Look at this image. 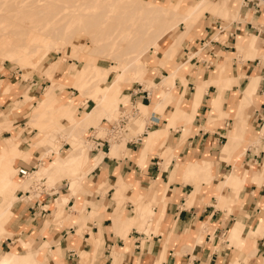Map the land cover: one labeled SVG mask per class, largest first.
I'll return each mask as SVG.
<instances>
[{
  "label": "crops",
  "instance_id": "crops-1",
  "mask_svg": "<svg viewBox=\"0 0 264 264\" xmlns=\"http://www.w3.org/2000/svg\"><path fill=\"white\" fill-rule=\"evenodd\" d=\"M203 2L171 1L173 8L194 12L190 21H200L199 27L189 30L168 68L161 57L153 71L147 66L159 84L184 65L168 106L159 100L156 111L155 91L121 83L118 103L127 96L136 113L143 104L142 133L126 129L122 108L125 130L112 139L117 120L91 118L96 101L66 86L71 76L58 82L60 64L57 80L23 81L0 66V184L14 181L7 176L10 166L32 173L27 180L18 176L21 189L11 183L0 190V225L13 235L0 237V249L20 240L30 251L41 239L37 250L44 253L34 259L41 264H264V3L229 5L237 19L224 23L220 0L197 10ZM184 25L168 40L184 34ZM44 61L43 68L55 66ZM42 80L50 82L44 92ZM50 103H57L56 127L68 132L83 123L90 149L78 171L67 160L82 154L79 142L67 138L71 146L62 141L58 156L47 154L52 133L44 136L49 130L39 119H46ZM98 124L107 132L103 137ZM49 154L53 160L45 162ZM46 173L54 180L47 188ZM33 176L40 188L24 190Z\"/></svg>",
  "mask_w": 264,
  "mask_h": 264
},
{
  "label": "rangeland",
  "instance_id": "rangeland-1",
  "mask_svg": "<svg viewBox=\"0 0 264 264\" xmlns=\"http://www.w3.org/2000/svg\"><path fill=\"white\" fill-rule=\"evenodd\" d=\"M14 1L15 0L10 2L9 0H5L4 1V6L3 7H1L2 5L0 6V16H3V18H5L8 15L5 19H3L2 23H0V29L3 28L1 30L4 33L6 31V28H4V25H6V27L8 26V28H9V29L7 28V31H11L12 30L11 32L17 34L16 38L13 37L14 41H16L15 39H17L16 45H15V49L13 51L14 55H11L12 53L3 55V53L0 52V66L5 64L8 68H11L13 71L19 72V74L22 75L21 77H22L23 81L33 80V78H36L37 80H40L42 77H47L50 80H52L50 75H48L46 72H44L45 71V67L43 68L40 65L42 63L41 61H44L43 59L46 58V61H44V62H48L50 65H57V66H58V64L61 65V73H59L61 78L58 80V82H61V81L65 80V79H68L71 76L72 80L66 86L73 87V89L76 90L77 92H79L81 96L87 97V98L89 97V98H92V99L95 96H97V94H98V96H102L103 95L102 92L104 93V86H102V85L98 86V85H93L92 83H89L85 87L80 89V88L77 87L76 84H77V80H78V78L80 76V71H81L82 67L84 66V64L86 62L92 63V64H96V65H99V66H102V67H110L112 65V62L108 58H103L102 55L98 53L97 48L101 45L99 40L102 37H103V40H104L105 36L107 37L109 35V33L113 32V30L115 28L114 23L116 24L115 19L117 18V16L119 15V13L121 11H119V13L118 12H112V11L109 10V8H108L109 6H105V5H104L105 7L104 6L103 7L99 6L97 4H94L92 2V0H71L72 3L70 2V0H67L68 3L66 2V0H64V2H66L64 4H63L62 0H38V1L37 0H29V4L28 3H24L23 5L20 4L18 6L14 5V3H12ZM32 1H33V3H30ZM55 1H59V2H55ZM143 1H148V2H150L152 4L160 6L162 8H169L170 10L175 9V8L172 7V4H171V1L175 2V0H169V1H167V0H143ZM196 1H199V0H190V2H196ZM203 1L205 2V4H208L206 7H204L203 10H207L209 7L213 6V2H216V1H219V0H203ZM230 1L232 2L233 0H229V2ZM236 1H238L239 4L242 3V0L241 1L240 0H236ZM7 2H8V4L10 2V6L7 4ZM49 3H51V4H49ZM133 3H134V1L131 0L127 4L133 6ZM5 4H7V5L5 6ZM57 4H60V5H57ZM125 4H126V2H123V3L114 2L113 7H117V8L118 7H127L126 6L127 4L126 5ZM65 5L67 6L66 8H65ZM82 5H83V7H82ZM229 5H230V3H229ZM231 5H232V3H231ZM29 6H31V7H29ZM37 6L41 7L40 11L36 10ZM59 6H60V8H59ZM76 6L77 7L80 6L81 9L77 8ZM24 8H26V9H24ZM49 8L51 10H49ZM176 8H177V10H178V12L180 14L189 15V14L192 13V12H189V13L188 12H183L181 6L180 7H176ZM11 9L13 10L12 12L14 13V15L12 14ZM54 9H55L56 13L52 12V11H54ZM231 9H232V7H231ZM87 10H89V11H87ZM41 11H43V14H42ZM48 11H51V12H48ZM61 11H63L62 12L63 14H61L62 16L58 13V12L61 13ZM75 11L79 12V13H75ZM31 12H32V16L34 14L33 18H31V16H30ZM112 13H114V14H112ZM26 14H28V15L26 16ZM79 14L82 15V18H81L80 21H77L75 23L77 25H75V26L72 25V27L67 25V28H71V31H73V33L75 34L74 40H73V42L70 43L69 47L64 48V45L61 44V43H55L54 44V42L51 40V38L49 36L46 37L45 35L40 33V32H44V29L48 30V28L50 27L52 22L58 21L60 23L59 25L62 26V25L67 24L72 19L71 18L72 15L76 16V15H79ZM200 14H202V13L200 12ZM217 14H218L219 17H221L223 19L224 23H230L233 20L237 19L236 15H232L230 13L222 12L221 14H219V13H217ZM15 15H18V16H15ZM49 15H50V18H48ZM57 15H59V16H57ZM25 17L27 18V22L24 21V20H26ZM23 18H24V20H23ZM16 19H17V21H15ZM18 19L19 20L21 19V20L19 21ZM30 22H32L33 24L32 23L30 24ZM49 22H50V24H49ZM174 22H175V20L172 21L171 24H173ZM9 23H11V25ZM23 23H25V24L23 25ZM92 23H94V24H92ZM199 23H200V21H197L195 23L192 22V21H187V22H184V24H185L184 28H187L186 31L189 32V30L192 29L193 27L194 28L199 27ZM12 25H13V27L14 26L16 27L18 25L17 26L18 28H15V27L13 28V27H11ZM154 25H157V26L154 27ZM151 27H153V29H157V28H161L162 25L160 23L156 24V23L153 22L151 24ZM16 29H17V32H16ZM39 29H40V31H39ZM1 30H0V50L4 49L5 47H7L8 45H10L12 43V39L11 38H9L7 36H1L3 34ZM178 30L179 29L177 28V31ZM91 37H93V38L96 37L98 41H96V42L91 41ZM35 43H37L38 45L42 46L44 50L43 49L42 50H37L36 52L30 51L27 46L34 45ZM170 44H171V41H169L167 36H166L165 39H163L161 41L160 47H159V49L157 50V52L155 54H154L155 50L152 49L146 55V57L148 58L146 60V66H145V71H146L147 75H145L140 80H128L127 76L121 78L116 83L114 88L112 89L109 98L110 99H116L117 101L120 99V87H121V83L122 82H128V83L129 82H132V83L133 82H138V83L142 84L146 90L155 91L153 97H151L152 103L154 101V103L156 104V103H159V100H163L164 99V95L163 94L165 93L166 90L165 91L164 90L160 91V89L164 85V77L162 78V81L159 84L153 83L151 81V78H152L151 71L148 70L147 66H148V64H151V66L153 67L154 60L156 58H158V57H161V60H163V63H164V68H168V64L170 66V64L173 62L175 57L174 58H170V57L162 56L161 54H165V52L168 50V47L170 46ZM53 45H55V46L52 49ZM72 46H74V48H71ZM74 50H77L78 52L80 51V54H87L88 60L86 59V55H82L79 59H75L74 58V54H75ZM237 53L238 54L239 53L240 54H245V53H241V51H238ZM190 55L192 56V53ZM190 55H188V56L191 57ZM195 56H198V58L202 57L201 54L194 55L193 57H195ZM33 62L39 63L40 69H42V72H43L42 74L39 75V71L37 70V68L34 67V64H32ZM69 64H71V65L69 66ZM72 69H74V72H71ZM154 69L155 68L153 67L152 71ZM175 69L176 68H174L173 70H175ZM33 72H35V73H33ZM156 72H157V70H156ZM54 78L57 80L59 77H57L55 75ZM42 81H44V84L42 85V87H43L42 91L44 92L46 90L47 86L50 84V82H48L47 80H42ZM232 81H233V82H231L232 84L236 82L235 80H232ZM66 86H62L61 90H59V89L58 90L62 91V89L64 87H66ZM168 90L171 92V89L168 88ZM243 93H242V95H243ZM92 96H94V97H92ZM155 96H156V98H155ZM255 99H256V97L254 98V101H255ZM170 100H168L166 102L168 105L170 104L169 103ZM126 103H128V97L127 96L121 97L120 103H118L116 106H112V108L108 107L107 108L108 109L107 110L108 113L106 115L103 114V115H105L103 117L108 118L110 116V118H109L110 121H115V120L118 119V117L120 115V112L122 111V108H124L125 109L124 111H126V113L128 114V124L126 126V129H128L130 131L138 129V133L144 132L145 124H144L143 118L145 117V114H144V110H143L142 106L140 105V110L142 112L141 119H137L135 125L133 127H131L132 126L131 125L132 120L136 119V112H134V110H132L130 105H128ZM164 103H165V101H164ZM54 105H57V103L48 104L46 115H45L46 119H39V121H42V122L45 123V127L49 130V131H47V130L46 131H42L44 136H48L50 133H52L51 140H52L53 143H51V145H48L50 149H48L47 154L54 150V152H52L51 154L54 153V154H56V156H58V150L62 146V141H66L70 145V143L68 142L67 138L69 140H75V141L79 142L80 143L79 146L82 149H85L88 152V150L90 149V145H88L89 143H87L86 140L84 139V137H83L84 134L79 136V137L70 136L69 135L70 132L68 133L65 130L64 127H60L59 128V127H56V125H54L52 123L57 118L56 116H53L55 111H56L55 108H54ZM95 128L98 129V132H99L98 136H102L103 137V136L106 135L107 132L104 131V129H99V128H102V125L98 124L97 126H95ZM119 145L121 146L122 144H119ZM62 151H64V150H62ZM52 156L49 154V155H47L46 158H43V160L45 162L52 161L53 159L50 160V158H52ZM19 159L25 160L24 158H19ZM39 164H40V161L37 163V165H39ZM13 167L10 166V168L13 170V173H12L11 170H9L7 176L8 177H12L13 176L14 181H10L11 180L10 179L9 181H7L5 183H1L0 184V190L7 189L6 184L10 185L11 183H14L13 186L15 188H18L19 185H20V189H21L22 183H21V180L18 177V171H17V168H19V167H18L17 164L13 165ZM79 168L80 167L77 166V167H74L72 169L75 170V171H78ZM84 170H85V168H84ZM84 170H83V172H84ZM83 172H80V175H82ZM47 177H48L47 173L42 175V177H41L44 180H46V183L44 184V187H46V188L48 186H51L54 183V180L51 179V177H48V179H47ZM36 179L39 180L37 177L33 176L29 182L24 183L23 184V185H25V189L24 190H30L31 192H33L34 190L39 189L40 186H41V183H40V181L34 182ZM66 179L69 180L68 178H66ZM9 191H11V190H9ZM9 197H11L14 200H16V196L15 197L9 196ZM0 237L2 239L6 237V235L4 236V232H0ZM41 243H42V240L39 239V240L36 241V245H34V242H33V245H32V250H35V253H37L38 256L42 255L44 253V252H40V251L37 250L40 247ZM30 245L31 244H29V246ZM12 249L14 250V252H17L18 254H24L25 252L27 253V254L25 253V255H24V259H23L24 263H33L34 262V258H35L34 253L31 252V250L30 251H26L25 246L20 241H17L13 245H11L10 249L1 248L0 249V259L1 258H6V256H9Z\"/></svg>",
  "mask_w": 264,
  "mask_h": 264
},
{
  "label": "bare ground",
  "instance_id": "bare-ground-1",
  "mask_svg": "<svg viewBox=\"0 0 264 264\" xmlns=\"http://www.w3.org/2000/svg\"><path fill=\"white\" fill-rule=\"evenodd\" d=\"M4 1L5 0H0V6L2 5L1 7L4 6ZM9 1L11 2L13 0H9ZM130 1L131 0H92V2L94 4H97L99 6H102V7L104 5L105 6H109L108 7L109 10L112 11V12H118V13H119V11H121V12L119 13V15L117 14L118 16L115 19L116 24L114 23L115 28H114L113 32L109 33V35L107 37L105 36L106 40L105 39L103 40V37H102L99 40L101 45L97 48L98 53L101 54L103 58H108L112 62V65L110 67H102V66H99V65H96V64H92V63L86 62L84 64V66L82 67V69L80 71V76H79V78L77 80V84L76 85L80 89H82L83 87H85L89 83H92L93 85H98V86L102 85V86H104V93L102 92V94H103L102 96H98V94H97V96L94 95L95 97L92 96V97H94L93 99L97 103V108L92 112L91 118L94 115L101 116L102 114H107L108 113V111H107L108 107L112 108V106H116L118 104L117 102L119 100L117 101L116 99H110L109 98L110 97V93H111L112 89L114 88V86L116 85V83L121 78L126 77V76H127L128 80H140L145 75H147V73L145 71V66H146V60L148 58L146 57V55L152 49L155 50V52H154V54H155L157 52V50L159 49V47H160L161 41L163 39H165V37L169 33L174 31L180 24H182V23L184 24V22H186L188 20L190 21L192 19L193 15H194V12H192L189 15L180 14L178 12L177 8H175L173 10H170L169 8H162V7L158 6V5H155V4H152V3L148 2V1H143V0H133L134 3H133V6H132V5L127 4ZM10 2H9V4L7 2V4L9 6H10ZM55 2H59V1H55ZM62 2H63V4L66 3V2L68 3L67 0H66V2H64V0H62ZM70 2L72 3L71 0H70ZM114 2H116V3L117 2L118 3L126 2L127 5L126 4L125 5L127 7H118V8L117 7H113ZM12 3H14V5L18 6L20 4L23 5L24 3H28L29 4V0H15ZM30 3H33V1L30 2ZM51 3H49V4H51ZM229 3H230V6H231V3H232V5L233 4H235V5L239 4V2L236 1V0H233L232 2L231 1L229 2V0H220L221 8L223 10H225V13H230L232 15L238 14V12L236 10H234V12H235L234 14H233V12H231ZM7 4H5V6ZM57 5H60V4H57ZM204 5H205V2H203L197 8V10L202 8ZM29 7H31V6H29ZM66 7L67 6L65 5V8ZM82 7H83V5H82ZM50 8H49V10L52 9V8L51 9ZM59 8H60V6H59ZM77 8L81 9L80 6H78ZM24 9H26V8H24ZM55 9H54V11H52L53 13L54 12L56 13ZM36 10L40 11L41 7L37 6ZM89 10H87V11H89ZM12 11L13 10L11 9V12ZM41 12L43 14V11H41ZM48 12H51V11H48ZM62 12L63 11H61V13L60 12H58V13L61 15V14H63ZM75 13H79V12L75 11ZM12 14L14 15L13 12H12ZM30 14H31L30 15L31 18H33L34 14H33V16H32V12ZM112 14H114V13H112ZM27 15L28 14H26V16ZM15 16H18V15H15ZM57 16H59V15H57ZM5 18H3V16H0V23H2L3 19H5ZM48 18H50V15H49ZM71 18L72 19L67 24L62 25V26L59 25L60 23L58 21L52 22L50 27L48 28V30L44 29V32H40V33H42L46 37L49 36L51 38V40L54 42V44L55 43H61V44L64 45V48L69 47L70 43L73 42V40H74L75 34L73 33V31H71V28H67V25L70 26V27H72V25L73 26L77 25L75 23L77 21L81 20L82 15L81 14L76 15V16L72 15ZM25 19L26 20H24V18H23V20L27 22V18L26 17H25ZM174 20H175V22L173 24H171V22L174 21ZM15 21H17V19ZM32 22H30V24ZM153 22L156 23V24L160 23L162 25V27L161 28H157V29H153V27H151V24ZM11 23H9V24L11 25ZM24 24L25 23H23V25ZM49 24H50V22H49ZM92 24H94V23H92ZM17 26L16 27L14 26V27L18 28ZM156 26L157 25H154V27H156ZM11 27H13V25ZM4 28H6V31L4 33L1 30L3 28L0 29L2 31V33H3V34L1 33L2 34L1 36H7V37L11 38L12 39V43L10 45H8L7 47H5L4 49L0 50V52H2L3 55L10 54V53H12L11 55H14L13 51L15 49V45H16L17 39H15L16 41H14L13 37L16 38L17 34L11 32L12 30L11 31H7L8 26L6 27V25H4ZM186 30H187V28H186ZM39 31H40V29H39ZM16 32H17V29H16ZM188 33L189 32L186 31L178 39H175V40L173 39L171 41L170 46L168 47V50L165 52V54H161V55L162 56H166V57H170V58H174L176 56V54H177V51L181 47L182 42L185 40L186 37H188V35H189ZM91 41L96 42L98 40H97L96 37L95 38L91 37ZM54 46L55 45H53V47L51 46L52 49L54 48ZM27 47L29 48L30 51H34V52H36L37 50H42L43 49V47L38 45L37 43H35L34 45H31V46H27ZM71 48H74V46H72ZM252 50L250 52H252ZM74 51H75V54H74V58L75 59H79L82 55H86V59L88 60L87 54H80V51L78 52L77 50H74ZM191 58H192V56L189 57L188 60L190 61ZM168 67H169V64H168ZM35 68H37V67H35ZM57 68H58L57 65L52 66V67L51 66H46L45 67V72L48 75H50V77H54L55 73L57 72ZM182 68H184V65L179 67L178 69L172 70L171 71V75L169 76V78L164 77V85H163L164 88L166 87V88L171 89V88L175 87V84H174L175 78L176 77H178V78L179 77H183L182 75H184L183 72H182ZM163 95H164V99L162 98L163 99L162 102H163L164 106H166V105L168 106V104L166 102L171 99V92L170 91H168V92L165 91V93ZM164 101H165V103H164ZM151 102H152V99H151ZM141 105H143V104H141ZM156 107H158L157 103L155 104V108L154 109L156 111H159V108H156ZM177 112L178 111L175 110V113H174L175 116H176ZM141 117H142V112L140 110V104H139L138 111L136 113V119L132 120V123H131L132 126L131 127H133L135 125L137 119H141ZM183 119H185V118H183ZM68 132H70V136H74V137H77L78 135H81L82 132H83V123L81 121L76 123L75 126L71 127ZM154 138H158V137H154ZM155 141H156V139H155ZM87 155H88L87 151L85 149H83V152H82L81 155L74 156L73 158H70V159L67 160L68 161V165L71 166V167L79 166L81 168L83 166V164H85L86 161H87ZM202 167L204 169V166H202ZM17 171H18V169H17ZM31 175H32V173L29 172L27 174V176L23 180L29 179L31 177ZM6 187H7V185H6ZM16 191L17 190L14 189V192H16ZM60 212H62V211H60ZM60 212L58 214V218L61 220V219H63V217H62L63 214L60 213ZM1 220H2V217H0V222H1ZM0 232H4V236L6 235V237H12L13 236V235L5 232V230L3 229V227L1 225H0ZM18 241H20V240H18ZM31 252H33L34 255H35V258H37L38 254L35 253L32 250H31ZM25 253L24 254H18L17 252H14V250L12 249L9 256H6V258H1L0 259V264H41V262L39 260H36V262H34V263H24L23 259H24Z\"/></svg>",
  "mask_w": 264,
  "mask_h": 264
},
{
  "label": "built area",
  "instance_id": "built-area-1",
  "mask_svg": "<svg viewBox=\"0 0 264 264\" xmlns=\"http://www.w3.org/2000/svg\"><path fill=\"white\" fill-rule=\"evenodd\" d=\"M245 1H248V0H245ZM263 3H264V0H261ZM127 118L124 116V115H121L116 123L114 124V126L112 127V129L110 130L111 132V136H112V139H116V138H119L121 136V134L124 132L125 130V121ZM31 172L29 170H27L26 168H23V167H19L18 168V176L22 179H24L27 174Z\"/></svg>",
  "mask_w": 264,
  "mask_h": 264
}]
</instances>
